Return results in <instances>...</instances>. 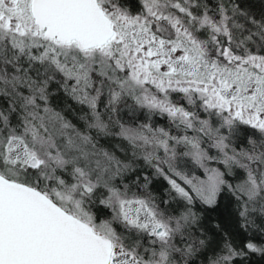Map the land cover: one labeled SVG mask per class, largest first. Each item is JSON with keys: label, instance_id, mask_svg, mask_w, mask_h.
<instances>
[{"label": "snow or ice", "instance_id": "1", "mask_svg": "<svg viewBox=\"0 0 264 264\" xmlns=\"http://www.w3.org/2000/svg\"><path fill=\"white\" fill-rule=\"evenodd\" d=\"M253 256L264 0H0V264Z\"/></svg>", "mask_w": 264, "mask_h": 264}, {"label": "trees", "instance_id": "2", "mask_svg": "<svg viewBox=\"0 0 264 264\" xmlns=\"http://www.w3.org/2000/svg\"><path fill=\"white\" fill-rule=\"evenodd\" d=\"M163 184V181L158 182V187ZM252 260L254 264H264V261H261L258 257L253 256Z\"/></svg>", "mask_w": 264, "mask_h": 264}]
</instances>
